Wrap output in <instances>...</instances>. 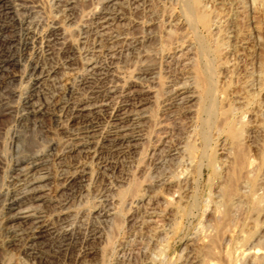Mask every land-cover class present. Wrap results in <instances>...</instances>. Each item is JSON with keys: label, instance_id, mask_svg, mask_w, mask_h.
Wrapping results in <instances>:
<instances>
[{"label": "rangeland", "instance_id": "1", "mask_svg": "<svg viewBox=\"0 0 264 264\" xmlns=\"http://www.w3.org/2000/svg\"><path fill=\"white\" fill-rule=\"evenodd\" d=\"M6 1L19 17L28 14L40 19L43 24L38 33L55 19L53 26L69 40L82 34L99 3ZM65 1L70 2L66 11L61 5ZM195 1L209 12L210 29L192 21L189 14L194 12ZM118 2L124 6L126 1ZM135 4L140 10L124 7L118 20L135 44L128 55L124 51L114 59L110 71L132 81L136 67L147 66L151 71L145 80H135L142 102L135 115L138 126L132 132L140 139L136 137L129 155L111 158L116 166L103 176L96 177V164L89 163L84 178L75 184L81 191L68 197L63 206L77 238L84 228L98 231L89 241L87 264H264V0H136ZM169 16L170 25L166 23ZM12 25L0 8V190H14L8 178L17 157L40 151L50 141L57 153L66 140L56 117L29 115L20 120L26 116L19 100L22 92L33 95V103L41 102L55 85L52 78L34 87L25 77L10 79L23 69L21 76L35 54L34 44L22 47L20 29ZM12 35L17 38L15 46L5 53L1 38ZM8 54L19 65L2 63ZM82 59L70 65L72 72L80 69ZM67 70L59 68L55 77ZM174 84L187 85L185 94L194 95L183 107L164 105L166 92ZM170 148L178 149L175 158L167 155ZM153 150L155 154L149 157ZM203 152L215 158V169L198 165ZM48 167V175L54 176L55 167L50 163ZM169 179L175 185L166 188L164 182ZM47 181L40 190L44 194L40 207L50 214L66 194L48 190ZM181 187L185 188L181 202L168 206L167 202L179 198ZM140 193H145L144 202L156 201L149 206L157 214L151 222L146 221L144 205L126 202ZM0 198L1 213L4 197ZM4 237L0 230V264H30L14 248L3 246ZM247 248H257V257L246 254Z\"/></svg>", "mask_w": 264, "mask_h": 264}, {"label": "bare ground", "instance_id": "2", "mask_svg": "<svg viewBox=\"0 0 264 264\" xmlns=\"http://www.w3.org/2000/svg\"><path fill=\"white\" fill-rule=\"evenodd\" d=\"M125 1V5L122 6L123 4L119 3L118 0H99L98 7L92 14L90 13V20L88 19L87 27L83 28L84 31H81L82 34L78 37L75 35L77 38L74 40H69L63 38L57 27L53 26L55 19L49 27L38 33L37 28L41 26V23L43 24L40 19L29 18L28 14L19 17L15 7H11L10 4L7 5L6 0H0L2 13L12 20L13 25L10 27L15 28V26H18L20 29L21 33L18 34H20L19 41L22 47L27 49L31 44H34L31 47L35 48H33L34 51L32 50L35 54L32 58L29 57L23 74L20 76L23 70L21 69L19 76L13 73L9 76L10 79L17 80L25 77L30 85L34 87L44 79L52 78L53 85H55L53 92L47 94L46 99L41 102L35 101L36 103H33V95L23 96L22 92V97L20 96L19 100L21 107L26 110V116H19L20 120H26L29 115L48 114L59 119L61 125L58 128L66 137L64 144H59L62 147L57 153H55V143L50 141L40 151L36 150L37 152L17 157L10 166L8 178V181L13 184L14 190H0V197H4L0 213V230L6 236V238L4 237L6 240L2 244L5 248H14L17 251L15 253L22 255L30 264H87L89 241L95 237L98 231L90 226L87 230L84 228L86 232L85 230L82 231L84 233H82V237L77 238L72 229V219L63 206L68 197H73L76 192L81 191V186L78 185L77 188L75 184L82 181L87 169H89V163L96 164V177L103 176L106 170H113L116 166L111 158L129 155L132 147L136 145L134 142L136 137L140 139V136H136L132 132L133 129L135 130L134 127L138 126V117L135 115L139 110L137 107L142 102L140 98L141 89L139 90V86H135V80H145L149 77L151 71L147 66L136 67L138 69L132 72L133 81L131 79L123 80L110 71L114 59H118L124 51L128 55V51L130 52L135 44V40L131 39V36L129 39L128 30L125 32L118 25V20L122 18L124 7H129L134 12L140 10V8L139 4H135L136 0ZM69 3L65 1L61 4L63 8H60L66 11ZM192 5L194 12L189 14L192 15V21L210 29L213 26L211 24L213 20L210 21V15L206 7L200 5L198 1H195ZM171 21L172 17L169 16L166 23L170 25ZM11 30L14 32L13 29ZM14 36L12 35L6 39L1 38V42L5 45L3 50L5 53H9L14 43H16L17 38ZM40 55L47 62L41 61L39 59ZM13 57L8 54L2 63L13 67L19 65L16 58ZM76 58L83 59L81 66L79 65L80 69L72 72L73 68L70 65L73 64ZM51 61H55L58 65L51 64ZM59 68L68 70L56 78L55 75ZM8 81L10 82V80ZM186 86L185 84H177L171 86L172 88L168 89L169 91L166 90L167 100L164 99L166 100L164 105L183 107V103L194 96L185 94ZM166 151L171 158H175L178 154L177 148H170ZM204 152L200 154L201 158L199 157L198 165L213 166L215 169V158L212 157V154ZM75 153L76 156L78 154V157L74 155ZM149 154V157H151L155 154V151L153 150ZM191 162L192 160L189 164ZM49 163L53 164V168L55 167V174L52 177L49 176L50 173L48 172ZM190 166L188 167L190 168ZM197 167L199 168V166ZM181 173L184 175V172ZM186 179L187 177L184 179L185 183ZM45 180H48V183L50 181L51 184L50 186L48 184V190L54 194L57 192L66 194L65 198L59 201V205L57 204L59 207L52 210L53 212H49L50 214H46L43 212L44 209H41L44 194L40 190L46 184V182H43ZM169 180H164L166 188L175 185L171 179ZM161 181L163 183V180ZM177 183H179V180H177ZM189 186L191 187V185ZM180 189L182 191L179 192V198L172 202L168 200L169 202L166 203L168 206L171 203L172 205H178L181 202L179 201L182 199H180L182 197L180 194L185 193V188L182 189L181 187ZM144 194L140 193L139 196L131 194L132 197H128L126 202L128 205L134 203L139 207L144 205L142 207L146 212V215L144 214L147 216L146 221L151 222L153 217L157 216L154 211L149 210L152 209L149 206L155 200L148 199L144 202ZM134 204H132V207H134ZM103 215L108 216L109 213L104 212ZM249 248L245 250V252L247 251L246 254L257 257L259 250L257 248L250 250ZM242 253L240 254L242 255ZM148 264L154 263L149 262Z\"/></svg>", "mask_w": 264, "mask_h": 264}]
</instances>
